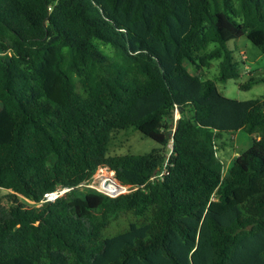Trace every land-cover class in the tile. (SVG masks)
<instances>
[{
	"label": "trees",
	"instance_id": "trees-1",
	"mask_svg": "<svg viewBox=\"0 0 264 264\" xmlns=\"http://www.w3.org/2000/svg\"><path fill=\"white\" fill-rule=\"evenodd\" d=\"M243 35L264 52V0H0V264H264V97L200 73L238 76ZM129 129L159 146L111 153ZM102 167L134 190L78 194Z\"/></svg>",
	"mask_w": 264,
	"mask_h": 264
},
{
	"label": "rangeland",
	"instance_id": "rangeland-1",
	"mask_svg": "<svg viewBox=\"0 0 264 264\" xmlns=\"http://www.w3.org/2000/svg\"><path fill=\"white\" fill-rule=\"evenodd\" d=\"M99 46L107 53L112 52L109 44L98 42ZM228 47L232 50V55L237 63L239 75L235 78L226 81L218 80L219 75V60H213L210 67L201 69L205 77L215 79L219 90L226 96L236 98L239 100H247L253 98L264 97V82H257L252 86L246 87L243 84L250 78L251 75H261L264 71V52H262L257 45H255L246 35L232 39L228 42ZM2 103L0 101V108ZM179 117V112H176L175 118ZM251 135L245 132H228L221 138L216 139L217 153L224 163V172L232 163L233 159L245 150L251 143ZM159 144L145 136L139 130H125L116 133L110 145L111 153H148L153 148L158 147ZM115 178V172L107 167L100 168L91 179L84 180L77 188L80 195H85L89 191H102L111 196L109 193L102 189L101 183L106 178ZM126 187V188H125ZM121 193H126L134 190L130 185H125ZM66 188L59 190V193ZM117 196V195H116ZM129 225L122 226L118 230L108 228L104 231L105 236H112L117 233L126 231Z\"/></svg>",
	"mask_w": 264,
	"mask_h": 264
},
{
	"label": "bare ground",
	"instance_id": "bare-ground-1",
	"mask_svg": "<svg viewBox=\"0 0 264 264\" xmlns=\"http://www.w3.org/2000/svg\"><path fill=\"white\" fill-rule=\"evenodd\" d=\"M117 184L118 181L114 177H110L108 180L105 178L104 181H102L101 187L103 190L115 194L124 190V187H119Z\"/></svg>",
	"mask_w": 264,
	"mask_h": 264
},
{
	"label": "built area",
	"instance_id": "built-area-1",
	"mask_svg": "<svg viewBox=\"0 0 264 264\" xmlns=\"http://www.w3.org/2000/svg\"><path fill=\"white\" fill-rule=\"evenodd\" d=\"M60 193H59V190H57V191H54L51 193H47L46 197H47V199H55Z\"/></svg>",
	"mask_w": 264,
	"mask_h": 264
},
{
	"label": "water",
	"instance_id": "water-1",
	"mask_svg": "<svg viewBox=\"0 0 264 264\" xmlns=\"http://www.w3.org/2000/svg\"><path fill=\"white\" fill-rule=\"evenodd\" d=\"M172 133L174 132V130H172L171 131ZM115 179L118 181V184H117V186H119V187H125V185H123L116 177H115ZM126 188V187H125ZM68 190V188H66L65 190H63L62 192L64 193L65 191H67ZM63 193H60V194H63ZM114 196H116V195H119V193H115V194H113Z\"/></svg>",
	"mask_w": 264,
	"mask_h": 264
},
{
	"label": "clouds",
	"instance_id": "clouds-1",
	"mask_svg": "<svg viewBox=\"0 0 264 264\" xmlns=\"http://www.w3.org/2000/svg\"><path fill=\"white\" fill-rule=\"evenodd\" d=\"M60 195V194H59Z\"/></svg>",
	"mask_w": 264,
	"mask_h": 264
}]
</instances>
